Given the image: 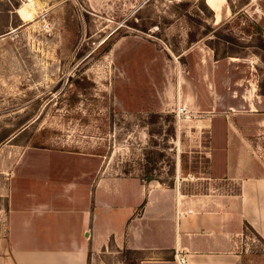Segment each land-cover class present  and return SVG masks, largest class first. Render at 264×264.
Returning <instances> with one entry per match:
<instances>
[{"label": "rangeland", "instance_id": "374dc122", "mask_svg": "<svg viewBox=\"0 0 264 264\" xmlns=\"http://www.w3.org/2000/svg\"><path fill=\"white\" fill-rule=\"evenodd\" d=\"M220 1L217 17L207 0H0V152L87 154L106 175L149 161L184 192H237L211 179L210 142L230 124L264 165V0ZM242 252L264 264L259 237Z\"/></svg>", "mask_w": 264, "mask_h": 264}, {"label": "crops", "instance_id": "0c3cea01", "mask_svg": "<svg viewBox=\"0 0 264 264\" xmlns=\"http://www.w3.org/2000/svg\"><path fill=\"white\" fill-rule=\"evenodd\" d=\"M229 131L212 132L210 174L237 192L188 193L95 173L87 154L3 148L0 264H244L246 222L264 241V165Z\"/></svg>", "mask_w": 264, "mask_h": 264}, {"label": "trees", "instance_id": "16d2710c", "mask_svg": "<svg viewBox=\"0 0 264 264\" xmlns=\"http://www.w3.org/2000/svg\"><path fill=\"white\" fill-rule=\"evenodd\" d=\"M258 27V31L257 34L255 36V45L256 47L262 49L264 51V31L260 26ZM216 57H220V55L218 54V52H216ZM219 59V58H218ZM147 160V159H146ZM132 168H126L125 170H123V172L121 173L122 175L125 176H132V175H137L132 173ZM153 169H156L154 167L150 166L149 161H146V164L144 165V174L143 175H138L142 180L146 181V182H150L153 180H157L159 181L162 185H165L167 187H174L175 186V181L174 179H170L169 181L167 179H161V178H157L153 175L152 171ZM245 230H246V234L251 233L252 236H256L259 237L258 234L256 233V231L252 228V226L250 224H248L246 222L245 224Z\"/></svg>", "mask_w": 264, "mask_h": 264}, {"label": "bare ground", "instance_id": "6f19581e", "mask_svg": "<svg viewBox=\"0 0 264 264\" xmlns=\"http://www.w3.org/2000/svg\"><path fill=\"white\" fill-rule=\"evenodd\" d=\"M209 6L216 12L217 17L221 16L222 1L220 0H207Z\"/></svg>", "mask_w": 264, "mask_h": 264}, {"label": "built area", "instance_id": "2783aa9c", "mask_svg": "<svg viewBox=\"0 0 264 264\" xmlns=\"http://www.w3.org/2000/svg\"><path fill=\"white\" fill-rule=\"evenodd\" d=\"M148 1H150V0H141L142 3H147ZM181 263H182V264H187V260H186L185 257H183V258L181 259Z\"/></svg>", "mask_w": 264, "mask_h": 264}]
</instances>
